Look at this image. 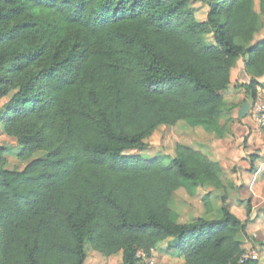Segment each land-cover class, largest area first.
<instances>
[{
    "label": "trees",
    "instance_id": "trees-1",
    "mask_svg": "<svg viewBox=\"0 0 264 264\" xmlns=\"http://www.w3.org/2000/svg\"><path fill=\"white\" fill-rule=\"evenodd\" d=\"M0 0V108L21 170L0 146V264H86V246L146 264L165 243L184 264H239L246 221L228 194L180 223L175 193L224 191L223 168L179 144L145 159L160 127L186 123L222 138L223 92L246 58L254 98L264 76V0ZM212 37V42L207 38ZM250 173L264 160L248 156ZM233 188V186H232ZM254 241V240H252ZM244 264H259L249 261Z\"/></svg>",
    "mask_w": 264,
    "mask_h": 264
},
{
    "label": "rangeland",
    "instance_id": "rangeland-1",
    "mask_svg": "<svg viewBox=\"0 0 264 264\" xmlns=\"http://www.w3.org/2000/svg\"><path fill=\"white\" fill-rule=\"evenodd\" d=\"M191 7L195 11L196 19L199 22L206 20L208 8L199 1H194ZM255 10L260 11L258 0H256ZM260 39H264V29L256 36L255 42ZM208 42H212V37L207 38ZM10 98V97H9ZM9 98L4 99L1 106L6 103ZM1 119V114H0ZM213 135H209L202 129H192L186 123H180L175 127H160L151 139L148 141V147L144 151L133 152L142 156L145 159H153L157 156L165 158H173L176 155V147L179 144L193 147L197 150H206L219 146V140ZM247 139L241 146L247 151ZM0 146H5L9 149L7 157L8 168L11 170H23L27 163L19 160L18 152L19 145L16 139L7 136L3 130L0 122ZM256 147V146H255ZM236 152L235 160L237 161L234 167H229L223 175V183L226 188L224 191H215L211 188L201 189L199 194L195 197H190L184 189L178 190L174 195L173 208L179 215L180 223H188L195 220L202 214L203 202L202 197L207 192H212V202L215 206H219L221 203V196L226 193L230 198L231 211L238 216L242 221H246V204H241L240 201L252 203V208H255L250 217V221L247 226L246 247L255 248L259 251V264H264V221L262 219L261 210L264 209V173L258 174V170L262 168L264 170V164L261 162L256 163L255 174L250 173V162L248 160L249 155H242L238 157ZM246 153V152H245ZM254 153H261L259 150H255ZM264 156V154H262ZM246 163L248 169H244L241 164ZM264 163V160H262ZM264 172V171H263ZM235 184H237L235 186ZM232 186H235L232 188ZM254 240V241H252ZM260 240V241H259ZM262 241V242H261ZM170 243H165L163 246L154 250L153 258L146 264H184L183 257H180L177 253L168 250ZM87 260L86 264H122V254H117L111 258H106L98 252L92 250L89 245L86 246Z\"/></svg>",
    "mask_w": 264,
    "mask_h": 264
},
{
    "label": "crops",
    "instance_id": "crops-1",
    "mask_svg": "<svg viewBox=\"0 0 264 264\" xmlns=\"http://www.w3.org/2000/svg\"><path fill=\"white\" fill-rule=\"evenodd\" d=\"M245 62L246 58H242L238 61L231 72V84L229 88L222 93L226 111L223 113L218 123L219 127L224 130L225 133L222 138H218L214 133L209 134L217 138L220 144L215 148H206V151L211 155L212 159L219 162L222 166L223 175L229 167H234V165H236V152H240L238 153V157L250 155L252 154L251 152L255 150H259L261 152L259 153L260 155L264 154V130L257 129L249 119V111L253 103V97L246 89L250 84L251 78L245 73ZM258 81L264 86V76L258 79ZM246 139L248 141L247 151L241 147ZM185 145L189 146L187 143H185ZM241 165L245 170L248 169L245 162ZM263 171L262 168L259 169L258 174L264 173ZM236 185L237 184H235V186ZM228 202L230 204V201ZM254 209L255 208H252V211ZM261 211L262 219L260 220L264 221V209Z\"/></svg>",
    "mask_w": 264,
    "mask_h": 264
},
{
    "label": "built area",
    "instance_id": "built-area-1",
    "mask_svg": "<svg viewBox=\"0 0 264 264\" xmlns=\"http://www.w3.org/2000/svg\"><path fill=\"white\" fill-rule=\"evenodd\" d=\"M249 119L257 129L264 130V86L263 85H259L256 88V95L253 98V103L249 111ZM137 258L143 262H148V263L152 260L147 258V255L142 251H139L137 253ZM258 260H259V251L255 248L246 247L245 252L239 261V264H244L249 261H258Z\"/></svg>",
    "mask_w": 264,
    "mask_h": 264
}]
</instances>
